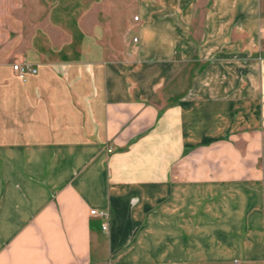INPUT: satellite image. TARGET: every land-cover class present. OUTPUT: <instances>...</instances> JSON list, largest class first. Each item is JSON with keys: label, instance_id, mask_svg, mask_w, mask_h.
Listing matches in <instances>:
<instances>
[{"label": "crops", "instance_id": "0c3cea01", "mask_svg": "<svg viewBox=\"0 0 264 264\" xmlns=\"http://www.w3.org/2000/svg\"><path fill=\"white\" fill-rule=\"evenodd\" d=\"M96 18L32 53L0 20V264H264V0Z\"/></svg>", "mask_w": 264, "mask_h": 264}, {"label": "rangeland", "instance_id": "374dc122", "mask_svg": "<svg viewBox=\"0 0 264 264\" xmlns=\"http://www.w3.org/2000/svg\"><path fill=\"white\" fill-rule=\"evenodd\" d=\"M129 1L117 0V4L124 6ZM112 3L113 0H0V20L3 19L4 37L9 36L11 46H16L19 40L20 48L24 42L25 52L32 53L33 44L42 48L46 45L48 49L49 43L62 45L76 40L80 34L76 33L75 27L80 31L83 18L93 25L98 10L107 9ZM40 52H44L45 58L49 57V50Z\"/></svg>", "mask_w": 264, "mask_h": 264}, {"label": "built area", "instance_id": "2783aa9c", "mask_svg": "<svg viewBox=\"0 0 264 264\" xmlns=\"http://www.w3.org/2000/svg\"><path fill=\"white\" fill-rule=\"evenodd\" d=\"M138 16L135 15L134 19H137ZM134 41L137 40L136 37L133 38ZM12 69L20 80H26L29 75H34L37 73V67L26 61H16L12 64ZM90 214L97 216L101 219V228L102 230L108 229V212L106 209H90Z\"/></svg>", "mask_w": 264, "mask_h": 264}]
</instances>
